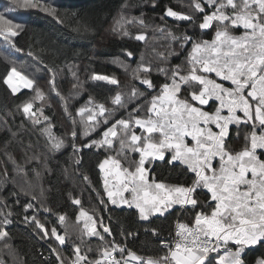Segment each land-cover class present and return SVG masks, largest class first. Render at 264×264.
Listing matches in <instances>:
<instances>
[{
  "label": "trees",
  "instance_id": "obj_1",
  "mask_svg": "<svg viewBox=\"0 0 264 264\" xmlns=\"http://www.w3.org/2000/svg\"><path fill=\"white\" fill-rule=\"evenodd\" d=\"M42 3L55 7L59 19L38 9L11 11V0H0V14L23 26V31L13 39L22 49L20 52L0 37V173L7 170V175H0V220L4 219V214L11 213L7 217L11 223L0 228V231L9 233L4 241H0V262L58 264L56 255L59 253L66 264H71L75 245H80L90 259H99L98 250L104 242L86 234L83 242L80 239L81 234L86 233L84 225L88 223L80 219L81 210L94 217L97 230L101 232L99 221L102 218L103 225L112 232V237L103 233L106 240L114 238L143 258L157 256L162 252L160 239L173 233L177 220L191 224L193 212L179 207L165 216L141 220L136 209L114 206L107 196L99 164L112 157L120 160L123 170L134 166L133 162L139 160L140 153L119 147L120 126H117V136L108 138L112 141L111 148L94 144L91 148L81 147L80 151L74 152L71 132L76 131L74 143L80 147L93 139H103L102 132L115 119H128L130 114L146 115L147 102L159 92L158 86L165 82L166 73L176 65L182 70L187 69L192 43L214 39L216 22L203 32L199 27L202 14L192 9L191 0H42ZM168 7L193 15L194 21L166 16ZM122 16L132 20L126 24V36L113 31ZM232 31L242 33L239 28ZM139 34L145 39L136 40L135 36ZM185 36L193 37V41L185 40ZM128 52L132 53L131 57ZM138 65L151 69L149 73L141 71L140 76L146 75L156 88L149 89L133 78ZM13 67L34 81L30 90L13 94L4 83ZM93 74L114 76L119 84L94 80ZM53 75L59 96L50 88ZM37 86L45 93L43 100L33 99ZM187 87H182L180 97L187 96L184 90ZM133 88L142 95L130 100ZM117 93L122 96L123 107L113 103ZM188 99L190 103L195 102L190 97ZM26 101L32 102L35 116L23 114L20 106ZM100 103L108 110L105 113L108 124L101 123L93 128L96 121H87V109L91 108L95 113V105ZM137 105L143 106L138 113H133L132 109ZM216 105L212 102L205 108L212 111ZM81 107L86 109L83 115L78 114ZM45 116L48 120H44ZM37 118L41 123L33 125L31 120ZM102 119L97 116V121ZM240 128L241 134L237 136L236 125L230 126L228 142L234 150L243 148V136L249 130L245 125ZM135 131L142 134V129L136 128ZM61 139L63 146L58 151H51V143ZM170 154L167 153L166 159ZM33 156L39 159H30ZM77 158L79 164L75 163ZM150 159L146 158V161ZM13 160L23 171L16 169ZM145 167L150 168L152 179L166 185L190 186L195 178L194 173L178 163L168 165L155 160L151 165L146 163ZM85 175L87 180L83 179ZM25 191L28 195L24 194ZM13 192L19 194L12 195ZM32 195L36 196L35 200ZM196 195L201 203L210 197L206 189H198ZM73 199H79L80 205L74 204ZM28 202L35 209L25 213L23 206ZM45 207L51 211H45ZM33 214L45 228L55 227L58 234L64 235L65 244L60 245L54 236H44L34 222L24 220L25 215ZM61 215L65 217L63 222L59 219ZM151 229H155L158 235H153ZM53 248L56 252L52 251ZM262 255L264 247L260 245L246 249V264H252ZM217 256L220 255H209L210 258Z\"/></svg>",
  "mask_w": 264,
  "mask_h": 264
},
{
  "label": "snow or ice",
  "instance_id": "obj_2",
  "mask_svg": "<svg viewBox=\"0 0 264 264\" xmlns=\"http://www.w3.org/2000/svg\"><path fill=\"white\" fill-rule=\"evenodd\" d=\"M11 4V11L38 9L59 19L57 9L42 3V0H11ZM191 7L202 14L199 24L201 29H209L216 22L214 39L192 43L189 66L182 70L180 65H176L172 71L166 73L165 82L158 86L159 92L152 95L147 102L146 115L130 114L128 119H115L102 132L103 139H93L80 147L74 143L77 135L75 130L71 132V137L74 152L80 151L81 147L91 148L94 144L111 148L112 141L108 138L116 137L117 126H120L119 147L122 150L127 148L138 152L140 157L133 162L134 166L123 168L125 179L121 189L113 192L106 187L109 200L113 204L136 208L141 220H148L156 214L164 216L174 206L179 205L181 209L193 212V221L189 224L177 220L174 239L171 242L161 241V254L143 258L128 250L125 245L117 243L114 238L106 240L103 233L112 237V232L103 225L102 218L99 221L101 232L97 230L94 217L81 210L80 216H87L88 221L84 225L86 233L80 236L81 241L83 242L86 234L89 237L95 236L104 243L98 250L99 259H90L86 252H82L80 245H75L71 264H133V261L136 264H205L206 261L213 264L208 259L209 254L219 252L222 248L226 252L218 264H246V249L257 245L264 247V0H191ZM165 14L177 20L194 21L193 15L175 11L171 7L166 9ZM131 22L132 20L122 16L113 31L126 36V24ZM237 28L242 29L241 34L232 31ZM84 30L88 29L85 27ZM21 31L22 25L13 23L0 14V37L17 52L22 49L16 46L13 39ZM135 39L144 40L145 36L139 34ZM184 39L193 41L190 36H185ZM28 55L31 56L32 53L29 52ZM127 55L131 57L132 53L128 52ZM141 71L149 73L151 69L138 65L132 74L133 78L147 85L149 89L156 88L146 75L140 76ZM213 73L219 80L230 82L231 86L225 87L223 83H218L216 79L206 75ZM14 78L23 80L28 88L34 85L33 80L21 76L13 67L4 79L13 94L18 91L13 84ZM92 79L119 84L114 76L93 74ZM49 84L51 90L59 96L54 75ZM184 85L188 86L184 89L187 96L180 97L179 93ZM139 95L142 93L133 88L130 100ZM188 97L199 105H207L213 99L219 105L213 111H204L190 103ZM44 98V91L37 86L33 99ZM91 102L89 98V103ZM113 103L124 106L121 94L115 95ZM142 106L137 105L132 112L138 113ZM20 107L24 115H36L32 112V102L26 101ZM95 108V113L93 109H87V121H96L93 128L101 123L107 125L108 117L105 113L108 110L104 104L95 105ZM223 109H227V115L221 114ZM40 111L42 114V109ZM85 111L81 107L78 114L83 115ZM97 116L103 119L97 121ZM44 120H48V117L45 116ZM31 122L33 125L41 123L39 118ZM210 125H214L218 131H214ZM231 125H236L237 136L242 131L240 125L249 128L243 136L245 143L240 150L229 146ZM136 128L142 129V134H137ZM44 131L47 132L48 128L45 127ZM187 138H190V142ZM63 144L62 139L55 140L51 143L50 150L58 151ZM166 152L171 153L167 159ZM146 157L152 159L146 161ZM30 159L39 157L33 156ZM109 160L113 167H121L119 159L108 157L99 164V168L105 170ZM155 160L168 165L178 163L186 166L188 171L194 173L195 178L190 186L166 185L155 182L154 178L149 181L147 173L150 168L145 165H151ZM214 160L218 161V167L214 166ZM75 163L79 164L80 160L77 158ZM13 164L18 171H23L16 161L13 160ZM44 166L47 168L46 164ZM0 175H7V170ZM83 179L87 180L88 177L85 175ZM198 189H206L210 193L209 199L201 203L196 195ZM125 191L131 193L129 198L124 197ZM24 194L28 195V192L25 191ZM32 199L35 200L36 196L32 195ZM72 202L76 205L81 203L79 199H73ZM29 209H35V206L30 202L25 203L24 212L27 213ZM44 210L51 211L46 207ZM10 215V212L4 214V219L0 220V228L11 223L7 218ZM59 219L63 222L65 217L61 215ZM24 220L34 222L44 236H54L60 245L65 244V236L58 234L55 227L50 230L45 228L36 215H25ZM151 231L153 235H158L155 229ZM8 236L7 231H0V241ZM229 244L235 245V248H228ZM52 251L56 252V249L53 248ZM56 260L58 264H66L59 253ZM252 264H264V255L255 258Z\"/></svg>",
  "mask_w": 264,
  "mask_h": 264
},
{
  "label": "crops",
  "instance_id": "obj_3",
  "mask_svg": "<svg viewBox=\"0 0 264 264\" xmlns=\"http://www.w3.org/2000/svg\"><path fill=\"white\" fill-rule=\"evenodd\" d=\"M206 75H209L210 78L216 79L218 82L223 83L225 85V87H230L231 86L230 85V82L219 80V78L215 77V74L214 73L213 74H206ZM212 102H216L217 103L216 107L219 105V102L216 101L215 99L210 100L207 105H199L198 102H196V101L193 104L196 105V106H198V107H201L202 110H204V111H208L205 107L206 106H209ZM159 103L160 102H158V105H159ZM221 114L222 115H227L228 114L227 113V109H223ZM237 114L238 115H242L241 113H237ZM231 126H233V125H231ZM209 127H212L214 131H218V129H215V126L214 125H210ZM187 139L190 142V138H187ZM167 153H170V152H166V154H165L166 156H167ZM146 158H151V157H146ZM213 163H214V166H216V167L219 166L218 165V161L214 160ZM105 167L107 168V176L104 174L103 170H101L102 173H103V176H104L105 186L107 187L108 190H112L113 192H116V191H118L119 189H121L123 187L122 181H124V179H125V177L123 175V170L121 168H115V167H113L112 161H109V164L106 165ZM147 175H148L149 181H152L153 179L150 176V171H148ZM155 182H157V181H155ZM123 195H124V197L129 198L130 195H131V193L125 191L123 193ZM116 198L119 199L118 197H116ZM113 205L116 206V207H122V208L127 207V208H129L127 205H122V204H113ZM179 207H180L179 205H176L169 212H171L175 208H179ZM132 208H134V207H132ZM134 209H136V208H134ZM168 213H165V215L168 214ZM155 216H160V215L159 214H156V215L150 216L149 219L152 218V217H155ZM80 219L83 220V221H87V216H84V217H81L80 216ZM233 246L235 248V245H233ZM219 255L220 256H217V257H212V258L209 257L208 259L209 260H212L213 261V264H218V261L225 255V253H222V254H219ZM205 264H208V261H206Z\"/></svg>",
  "mask_w": 264,
  "mask_h": 264
},
{
  "label": "built area",
  "instance_id": "obj_4",
  "mask_svg": "<svg viewBox=\"0 0 264 264\" xmlns=\"http://www.w3.org/2000/svg\"><path fill=\"white\" fill-rule=\"evenodd\" d=\"M186 208H190V206H186ZM183 210H185V209H183ZM179 221H180V222H184V221H181V220H179ZM185 223H186V222H185ZM175 225H176V224H175ZM175 231H176V228H174V231H173L172 234H170V235L164 237L163 239H160V241H168V242H171V241L174 239ZM161 248H162V245H161ZM228 248L233 249V248H234L233 244H229V245H228ZM225 252H226V249L222 248L219 252L210 253L209 255H219V254H222V253H225ZM0 264H1V262H0ZM133 264H136V262L133 261Z\"/></svg>",
  "mask_w": 264,
  "mask_h": 264
},
{
  "label": "rangeland",
  "instance_id": "obj_5",
  "mask_svg": "<svg viewBox=\"0 0 264 264\" xmlns=\"http://www.w3.org/2000/svg\"><path fill=\"white\" fill-rule=\"evenodd\" d=\"M18 72V71H17ZM21 74V73H20ZM21 76H24V75H22L21 74ZM25 77V76H24ZM27 78V77H26ZM27 79H29V78H27ZM218 82V81H217ZM218 83H221V82H218ZM13 84L17 87V89H18V91L15 93V94H17V93H19V92H21V91H23V90H30L31 88H28V87H26L25 86V84H24V81L23 80H20L19 78H14L13 79ZM225 86V85H224ZM9 87V86H8ZM11 89V88H10ZM103 172H104V174L107 176V168L105 167V170H103Z\"/></svg>",
  "mask_w": 264,
  "mask_h": 264
},
{
  "label": "water",
  "instance_id": "obj_6",
  "mask_svg": "<svg viewBox=\"0 0 264 264\" xmlns=\"http://www.w3.org/2000/svg\"><path fill=\"white\" fill-rule=\"evenodd\" d=\"M208 30H209V29H202L203 32H206V31H208Z\"/></svg>",
  "mask_w": 264,
  "mask_h": 264
}]
</instances>
